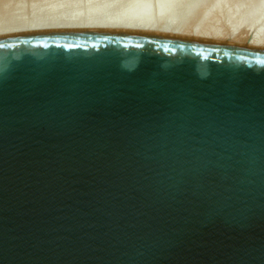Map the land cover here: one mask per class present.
Segmentation results:
<instances>
[{"label": "water", "instance_id": "95a60500", "mask_svg": "<svg viewBox=\"0 0 264 264\" xmlns=\"http://www.w3.org/2000/svg\"><path fill=\"white\" fill-rule=\"evenodd\" d=\"M0 264H264V51L1 39Z\"/></svg>", "mask_w": 264, "mask_h": 264}, {"label": "bare ground", "instance_id": "6f19581e", "mask_svg": "<svg viewBox=\"0 0 264 264\" xmlns=\"http://www.w3.org/2000/svg\"><path fill=\"white\" fill-rule=\"evenodd\" d=\"M28 1L23 4L20 0L18 7L11 1L12 6H4L6 10L0 8V40L37 32L122 31L264 51V0H179L176 8L162 17L158 12L163 0ZM87 3L94 10L112 7L101 14H85ZM142 4H148L147 18L125 13L132 5ZM256 27L259 30L250 34Z\"/></svg>", "mask_w": 264, "mask_h": 264}, {"label": "rangeland", "instance_id": "374dc122", "mask_svg": "<svg viewBox=\"0 0 264 264\" xmlns=\"http://www.w3.org/2000/svg\"><path fill=\"white\" fill-rule=\"evenodd\" d=\"M4 1V0H3ZM10 1V4L8 3ZM11 1H13V6H16V7H18V4H19V6L21 5L20 4V0H6L5 2H2V0H0V8L2 9L1 11H3V8L5 9V7L7 8L8 7V5H11L12 6V3H11ZM22 2L21 3H25L26 1H28V0H21ZM29 2V1H28ZM28 2H26V3H28ZM2 3H4L3 5H1ZM8 3V4H7ZM6 4H7V6H6ZM15 4V5H14ZM1 6H3V7H1ZM5 6V7H4ZM6 10V9H5ZM5 10H4V12H5ZM264 10V9H263ZM0 11V12H1ZM216 16H219V15H216ZM221 16V15H220ZM219 16V17H220ZM218 18V17H217ZM220 19H223V17L221 18L220 17ZM215 20H217V19H215ZM223 20H226V19H223ZM223 20H222V24L223 23H225V22H223ZM219 24L221 23V21L220 22H218ZM218 23H217V25H218ZM259 30V28L258 27H256V28H253V30L250 32V34L251 33H255V32H257ZM254 35V34H253Z\"/></svg>", "mask_w": 264, "mask_h": 264}]
</instances>
